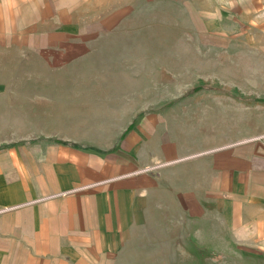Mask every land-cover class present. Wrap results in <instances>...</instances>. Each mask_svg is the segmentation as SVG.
Here are the masks:
<instances>
[{"label": "crops", "instance_id": "0c3cea01", "mask_svg": "<svg viewBox=\"0 0 264 264\" xmlns=\"http://www.w3.org/2000/svg\"><path fill=\"white\" fill-rule=\"evenodd\" d=\"M75 2L0 0V264H117L172 214L216 247L264 241V54L229 59L256 95L192 125L142 114L108 36L123 12L82 22Z\"/></svg>", "mask_w": 264, "mask_h": 264}, {"label": "rangeland", "instance_id": "374dc122", "mask_svg": "<svg viewBox=\"0 0 264 264\" xmlns=\"http://www.w3.org/2000/svg\"><path fill=\"white\" fill-rule=\"evenodd\" d=\"M75 3L82 22L123 12V26L108 36L120 38L119 75L131 77L127 85L133 82L132 77L139 81L142 114L184 115L192 125L198 111L214 102L224 109L220 97L227 100L236 91L256 95L260 89L255 83L258 75L254 73V83L249 82L245 73L229 70V59L253 57L255 64L264 54V0ZM123 54L132 58L123 60ZM77 81L84 87L94 79ZM212 86L217 90L207 88ZM182 219L177 214L161 216L154 227L143 230L125 247L117 264H264V241L244 246L227 242L216 247L208 235L212 232L198 234L196 223Z\"/></svg>", "mask_w": 264, "mask_h": 264}]
</instances>
